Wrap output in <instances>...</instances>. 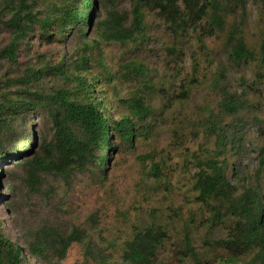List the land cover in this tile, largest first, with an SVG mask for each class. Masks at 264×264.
<instances>
[{"label": "trees", "instance_id": "trees-1", "mask_svg": "<svg viewBox=\"0 0 264 264\" xmlns=\"http://www.w3.org/2000/svg\"><path fill=\"white\" fill-rule=\"evenodd\" d=\"M243 1L0 0V31L7 33L0 46V60L7 69L0 78V167L5 163L6 170L11 164L20 168V182L48 200L57 187L47 178L62 181L69 191L71 178L85 171L88 187L108 188L109 170L120 165L115 155L121 154L140 167L135 186L147 200L160 191L172 192L175 185L163 148L158 150L150 142L151 148L137 150L138 143L154 138L156 114L149 102L154 86L142 59L148 48L153 49L150 45L157 43L150 33L152 26L162 29L160 47L165 58L175 63L187 52L191 57V76L181 85L182 98L201 82L198 51L205 52L212 38L220 39L230 66L258 68L250 82L258 89L257 85H264V0H254L261 24L254 42L246 39L241 21L236 20L245 13ZM67 38L77 44L68 59L61 56L56 63L42 59L37 65L19 68V55L31 42L62 45ZM191 38L198 51L189 49ZM104 43L120 48V56L115 60L107 56ZM226 71L225 66L218 68L212 81L219 83ZM48 81L59 83L48 86ZM129 83L136 86L127 91L124 85ZM113 103L122 107L116 115L110 110ZM248 105L241 94L220 88V112L236 116ZM208 109L204 129L213 138V148L191 152L178 164L189 173L195 211L189 209L184 219L182 203L171 208L181 219L179 243L172 252L177 264H264V183L239 189L228 177L231 164L224 153L240 136L228 132ZM35 113L48 128L37 146L30 121ZM171 135L170 151L185 141L180 130ZM9 188L16 191L13 185ZM99 216L93 210L65 228L56 219L41 221L24 239L13 238L0 219V264L60 261L73 243L83 244L87 257L98 264H172L163 255L170 239L168 224L156 208H149L147 218L133 220L115 249L116 257L104 246L107 242L115 248V244L96 227ZM192 227L203 230L198 245L190 233ZM94 231L98 232L96 242Z\"/></svg>", "mask_w": 264, "mask_h": 264}, {"label": "rangeland", "instance_id": "rangeland-1", "mask_svg": "<svg viewBox=\"0 0 264 264\" xmlns=\"http://www.w3.org/2000/svg\"><path fill=\"white\" fill-rule=\"evenodd\" d=\"M127 1V0H126ZM245 13L238 16L236 20L241 21L245 31L246 39L254 42L257 40L261 27L257 6L254 0H244ZM122 3L125 4L124 0ZM236 14L240 8L236 7ZM153 22H156L153 19ZM154 41L149 49L144 53L142 59L150 71L151 85L154 86L149 102L155 108L156 121L153 141L140 142L137 150L143 152L151 148L150 142L156 149L163 148L169 171H171L175 188L172 192L160 191L147 200L142 190L137 189L135 183L138 181L140 167L136 165L128 156L117 154L120 165H113L109 170L110 185L108 188L88 187L86 172L76 173L71 178L72 188L64 189L63 182L53 178H47L46 182L53 183L57 190L48 200L41 195L31 193L20 182L18 175H21L20 168L10 166L6 170L5 163L0 167V219L6 226V230L14 236L28 237V231L41 223V221L58 220L61 228L68 227L72 221L81 222L84 217L93 210L99 211L98 228L102 229V235L106 240L114 243L115 248L104 246L112 251L116 257L115 249L127 236L128 229L133 220L147 218L149 208L158 210L159 216L168 224L170 239L163 246V255L172 264H177L176 257L172 250L179 243V231L181 230V219L175 216L171 208L182 205V216L187 218L189 209L195 211L192 203V193L190 192L189 173L178 168L182 157L191 152H200L213 148L215 144L209 132L204 129V116H207L210 107L221 124H225L228 132L240 136V140L232 141L224 155L229 160L231 166L228 169V177L240 189L242 185L264 183V85L260 84L258 89L250 85L255 78L254 72L258 68L251 65L230 66L222 51L220 39L212 38L207 41V50L200 53L195 48L194 38H191L189 49L198 51V57L202 62L200 73L201 82L190 90L186 99L182 98L181 85L191 76V57L185 53L180 59H175V63L169 58H165L161 49L162 29L152 26ZM161 36V38H160ZM7 40V33L0 31V46ZM104 52L112 59H117L121 54L120 48L114 44H103ZM77 49L76 40L67 38L64 44H40L37 41L31 42L29 49L19 55L20 66L37 65L42 59H49L57 62L61 56L73 54ZM225 66L227 71L225 77L218 82L212 81L215 71ZM5 62L0 60V78L6 71ZM243 78L247 83L241 82ZM264 79V78H263ZM56 81H48L47 85L58 84ZM136 85L129 83L124 85L127 91ZM225 87L234 90L248 100L247 109L236 116H230L219 111L217 106L220 97V88ZM252 86V87H250ZM116 115L122 111V107L113 103L110 109ZM40 114L35 113L30 117L34 122L32 128L37 138L36 146L42 135H48V128L44 124L45 120L40 119ZM180 130L181 137L184 136L183 145L172 148V131ZM49 138V136H47ZM180 141V139H179ZM19 145V144H18ZM35 146V147H36ZM167 150H169L167 152ZM171 159V160H170ZM170 160V161H169ZM15 161V160H14ZM179 171L181 173H179ZM10 174L11 176H9ZM15 174L14 176H12ZM5 177V178H4ZM15 186L16 191L9 192V186ZM190 233L198 245L203 230L192 227ZM93 240H98V232L94 231ZM84 245L73 243L67 250L65 256L60 261L33 260L32 264H98L91 260L84 252ZM179 264V263H178Z\"/></svg>", "mask_w": 264, "mask_h": 264}]
</instances>
